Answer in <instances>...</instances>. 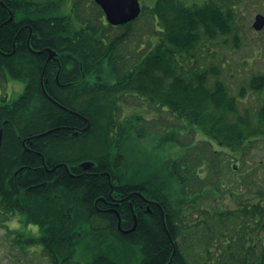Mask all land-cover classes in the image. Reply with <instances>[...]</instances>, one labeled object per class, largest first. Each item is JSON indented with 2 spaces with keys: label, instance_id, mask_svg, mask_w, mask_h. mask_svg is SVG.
Listing matches in <instances>:
<instances>
[{
  "label": "trees",
  "instance_id": "16d2710c",
  "mask_svg": "<svg viewBox=\"0 0 264 264\" xmlns=\"http://www.w3.org/2000/svg\"><path fill=\"white\" fill-rule=\"evenodd\" d=\"M60 1L0 0V88L8 80L24 84V91L19 97L0 104V130L3 131L0 159L6 155L7 158L3 157V163L10 164L9 153L25 154V151L16 149L17 145L20 146V139L29 138L33 142L36 153L32 164L34 168H39V171L35 170L33 184H39L40 187L33 190L34 195L30 198L27 216L33 218V221L38 222L46 231L48 227L54 226L52 232L64 234L72 232L75 212L72 209L68 211V205H63L64 208L56 206L58 204L55 202L61 199L58 198L61 193L53 189L57 182L53 183L49 190V206L44 205L41 194L45 190L41 185L45 177L42 173L44 164L48 168L56 164H65L77 169L79 163L93 162L98 174L108 173L110 184L108 178L102 174L95 178L96 181H92L91 177L73 180L64 176L60 182L73 196H77L75 193L81 194L82 204L86 205L93 195L92 191H94V199L96 196L97 199L108 200L111 187L113 198L117 195L126 198L136 192L135 195L127 198L135 210L138 208L137 203L140 202L136 194H143L162 204L164 217L159 219L158 223L150 221L145 231L137 224L128 239H114L115 245L120 249L128 246L131 254L134 253V248H138L140 254L142 253L140 264H209L212 253L210 248H205L203 261L193 260L190 256L191 250L181 244L189 235L193 226L189 219L195 213L208 215L206 220L198 219L199 223L195 224V227L206 225L213 220H218L219 227H222L223 221L230 219H238L240 223H235L237 227L235 235L239 234L238 237L235 236V239L225 237L219 242V246L209 245L218 252L225 244L226 250H224L227 253L226 255L220 253V257L216 258L217 264H264V252L255 255L246 239L254 223L250 214L246 213V209L242 212L223 210L222 213L212 216L201 209V190L208 181L206 177L209 174V178L212 176L210 169L207 176L202 177L204 158L198 155L197 161L190 162L184 154L174 159H163L159 155V151L166 144V138L169 142L180 145L174 140L177 129L176 131L171 129L170 131L175 133L169 136L160 137L161 141L156 148L149 150L150 152L143 157L138 152L144 134L148 132L144 126L138 128L139 121L143 119L138 112L129 115L121 112V105L128 102L127 98L136 97L170 113L183 124V130L186 132L191 130H187L185 125L191 128V123L195 124L196 130L233 153L238 151L243 153L247 145L254 140H264V102L254 115L250 116L246 113L245 116L239 117L238 98L230 95L227 85L219 79H214L208 86L209 76L219 75L220 71L217 67L183 66L185 59H189V63L192 64L193 53L204 42H215L234 34L236 16L234 10L232 8L222 10L213 1L205 2L200 6L187 7L179 0H158L152 8L142 7V15L149 11L154 17L159 26V35L148 52L130 65L125 62L126 57H120L117 51L130 36V27L133 23L121 27L124 33L120 36L111 37L109 31L115 28L106 24L102 17H98L97 23L94 24L92 20H84L79 16L78 23L82 27L76 29L70 16L55 13ZM96 7L103 15L100 8ZM10 16H12L11 21H9ZM29 27L32 29L30 37ZM28 43L31 49H41L46 46L56 50L57 56L79 58L85 67V74H90L96 63L97 89L88 87L89 91H84L85 86L82 84L88 83L80 80L76 82L74 88L82 93L73 97L52 93L51 91L57 88L53 74L58 70H52L53 63H49L45 69L43 81L47 80L44 89L46 94L60 106L73 109L75 115L66 113L43 94L40 78L44 66L41 59L44 56L32 55L27 49ZM14 44L15 53H12ZM5 53L8 55L5 56ZM59 72L58 82L66 83L69 76L63 75L62 70ZM250 89L262 91L264 80L253 79ZM243 95L241 92L240 96ZM66 122H75V125L81 128L88 122L90 128L87 132L71 136L58 129ZM45 133L47 134L38 137ZM10 137L19 138V142L12 143L11 149L8 148ZM228 162V158L222 159L218 155L215 163L219 164L220 171L226 173L231 171ZM63 169L62 165L57 168V170ZM214 181L209 182L214 190L211 193L213 201L214 198L216 199L215 193H218L220 198L223 189L228 190L226 184ZM243 184L249 187L250 180H244ZM259 184L262 185L263 182L259 181ZM263 187L259 186L258 189L259 212L264 210ZM234 191L231 192L233 197ZM191 193H197L193 202L190 199ZM55 195L57 197H54ZM5 210L8 213L15 209ZM118 212L122 218L123 228L127 227V223L132 224L129 222L131 213L125 201L118 208ZM80 214L83 219L99 216L92 208L87 209L84 206L80 209ZM68 215L71 220H68ZM137 217L139 219L138 215ZM60 218L66 221L65 225L41 224L48 220L53 223ZM110 218L115 226V216L110 215ZM86 223L82 221L83 234L97 232V230L90 231L91 228L88 227L95 226L96 222ZM262 224L264 219L261 214L257 226ZM225 227H228L227 223L223 224V236L226 232ZM114 232L116 233L115 229ZM207 233L210 235L212 231L209 230ZM83 238V236L80 240L41 238L34 244L42 245L43 256L49 258L51 264H67L73 259L81 242L85 240ZM209 240L212 241L211 236ZM91 243L82 248L90 251L94 244L92 241ZM247 243L249 245L246 246ZM99 263L121 264L104 260Z\"/></svg>",
  "mask_w": 264,
  "mask_h": 264
},
{
  "label": "rangeland",
  "instance_id": "374dc122",
  "mask_svg": "<svg viewBox=\"0 0 264 264\" xmlns=\"http://www.w3.org/2000/svg\"><path fill=\"white\" fill-rule=\"evenodd\" d=\"M157 1L158 0H139L140 5L148 9L152 8ZM179 1L183 2L187 7L194 5L200 6L205 2L213 1L216 3V5H219L220 2V4L223 6L221 7L222 10H225V8H234L236 13L233 26L234 34L228 36L227 38H220L215 42H204L202 45H200V48H197V50L193 53L194 57L191 59L192 64L189 63V59H185L183 66L186 68L191 65L217 67L220 71L219 75L214 76L217 78H214L210 75L208 86L211 85V82L214 79L221 80L227 85L230 95L238 98V116L243 117L246 113L250 116L254 115L264 102V89L262 91H254L250 89L253 79L259 78L264 80V35H255L252 33L251 24L255 16V12L251 10L253 9L251 6L252 4L249 0ZM55 13L60 15H69L72 13L75 15V20H78L77 17L80 16L84 18V20H92L94 24L97 23L96 19L98 17H102L104 20L103 15H101V13L98 11L93 0H61ZM130 31V36L120 45L117 54L120 57L128 58V61L132 63L137 58H140L142 55L146 54L152 44L156 43L157 37L159 35V26L150 12L146 11L144 15L140 16L136 22L132 24ZM123 33V29H113L109 31V35L111 37L120 36ZM11 88H13V91H11ZM2 89V93H4L7 89V86L3 85ZM22 92L23 86L21 84H17L16 86L14 83H9L7 93L8 100L16 99L22 94ZM241 92H243V96H240ZM127 100L128 102L124 104L126 106L122 108L124 110L123 114L129 115V113L138 112L140 117H142L144 120H141V122L139 121L140 126H138V128L145 126L149 130L147 135L142 139L138 148V152L140 150L145 151L146 153L150 152L149 150L156 148L158 143L161 141L160 137L166 136L165 133L168 130L169 132L167 133V136L175 133L174 131L177 129V134L174 137V140L179 142L180 145H175L169 142L167 139L165 141L166 144L159 151L161 158L174 159L179 155L184 154V157L189 159L190 162L197 161V158L199 157L198 155H200V157H204L206 161L210 160L209 168L212 171V176L209 178V174V176L206 177V180H208V182H215L214 180H217L220 181L221 184H226L228 187V190L223 189L218 201L221 211L235 210L238 202L242 201L241 199H248L250 195V188H243L244 190H247V193H244L243 197L238 196L234 198L231 195V192L236 189L234 185V177L226 175L225 181V171H220L218 166L219 164L215 163L218 155H213L212 152L206 153L205 150L207 149V146L201 142L200 137L195 138L192 132H186V130L184 131L183 124L167 111H163L160 108L147 104L136 97H129ZM185 127L187 130H191L190 127H187L186 125ZM171 129L174 131H170ZM246 148L247 149L243 153H240V155L239 151L236 153L231 151L233 156L237 158L240 156L238 172L243 174L245 170L250 169L252 166L257 164L256 168L262 170L261 172L258 171L257 177L261 178L260 182H263V187L264 140H254L250 145H247ZM229 150L230 149L228 148L224 150L221 149L220 151L222 152H220V155H222V159L228 158L229 165H232L235 162L233 157L226 155ZM245 179H249V175H247V178ZM228 182H231V184ZM242 185L247 187L246 184ZM210 202V206L215 204L212 200ZM203 208V205H201L202 210ZM198 212L202 213V211ZM207 216L208 215L206 214H192L189 221L191 220V225L193 224V226H191L189 235L186 236L185 240L181 244L186 249L191 250L190 256L193 258V260L199 259L203 261L205 259V248H210L212 253L210 254L211 261L209 264H217L216 258L220 257V253L221 255H226L227 253V251H225V244L220 248V251L218 250V252L214 247H209V245L213 244L212 246H219V242L223 241L225 237H227V239L230 237L235 239V236L238 237L239 234L235 235V231L237 230L235 223H240L238 219H230L226 222L223 221L221 224L222 227H219L220 223L218 220H213L208 222L206 225L201 224L198 227L194 226L195 224L199 223L197 222L198 219L206 220ZM224 223L228 224V227H225V236H223ZM226 228H228V230ZM209 230L212 231L210 235L207 233ZM210 236L212 237V241L209 240ZM8 244H10V241L7 237V231L3 228H0V264H45L39 250V254L36 255L33 253L27 260L23 261V263L18 261V255L10 250ZM247 245L249 244L247 243L246 246ZM107 248H110L114 254L116 252V256L120 262L140 264L142 253L140 254L141 251H139L138 248H134V253L131 254L130 251L123 248L120 249L118 246H116L114 240L107 242ZM232 249V252L234 253V246ZM29 250L31 249L29 248ZM75 258L82 263H86L90 261L91 255L90 252H85L82 248H80L76 251ZM114 261L118 263L116 258Z\"/></svg>",
  "mask_w": 264,
  "mask_h": 264
},
{
  "label": "flooded vegetation",
  "instance_id": "af4514ba",
  "mask_svg": "<svg viewBox=\"0 0 264 264\" xmlns=\"http://www.w3.org/2000/svg\"><path fill=\"white\" fill-rule=\"evenodd\" d=\"M249 1L252 4L251 6L253 8L251 10L255 12L254 20H255V17L258 15L264 16V5H262V4H264L263 3L264 0H249ZM218 6L223 7L220 4V2H219ZM233 10H234V8H233ZM234 12H235V10H234ZM72 13L69 15H64V16H70V19L74 23L73 26L76 29H80L82 26L78 23V20H75V17H74L75 15ZM254 20L251 24L252 33L255 35H258V34L264 35V27L259 31H256L253 29ZM28 36L29 37L32 36L31 27L28 28ZM15 46L16 45L14 44L12 53H15ZM27 49L32 55L44 56L41 60L45 65V63L47 62V59H48V53L45 50L51 49V48L45 46L41 49H34V48L31 49V47L28 43ZM51 50H53V49H51ZM53 51L55 52V56H53L50 59L48 64L53 63L54 65L52 66V70L56 69L58 71L55 74H53L54 81H55L57 88L55 87V89L51 91L52 93L56 92V93H59L60 95L70 96V97L77 96V95L80 96L82 92L81 91L78 92V90H76L74 88V86L76 85V82L80 81V80H83L84 82L86 81L88 83V84H82L85 86V88H83L84 91H89L88 87H90V88H96L97 87L98 83H95V80H96L97 75H98L96 72V69H97L96 63H94V66L92 67L90 74H85L84 73L85 67L83 66L82 60H80L79 58H70V57L65 58L63 56L60 57V56L56 55L57 54L56 50H53ZM39 52H41V53L37 54ZM6 55H8V54L5 53V56ZM128 60H129L128 58H125V62H127L131 65L132 63H130ZM47 65H46V67H47ZM43 69H44V66H43ZM60 70L63 71V75L69 76L68 81L66 83H59L58 82ZM9 83H14V85H16V86H17V84H21L23 86V90H24V84L23 83L18 82V81L8 80L5 84V86H7V89L4 93H2V90L4 88L3 89L0 88V104L3 102L12 101V100H8V94L7 93H8ZM46 84H47V80L43 81V79H42V88L41 89L44 90ZM40 85H41V82H40ZM71 87H73V88H71ZM43 90H42V92H43ZM11 91H13V88H11ZM125 106L126 105H124V104L121 105V110H122L121 112L122 113L124 111L122 108H124ZM66 109L67 110H63V111H65L68 114L75 115L76 112L73 109H70V108H66ZM75 124H76L75 122L74 123H67L66 122V123H63L60 126V128H58V129L64 134H69L71 136H77V135L81 134L82 132H85L82 130L88 125L86 122V124H84V127L81 128V127H77ZM196 127L197 126L195 124L191 123V132L195 138L200 137L201 142L203 144H205V146H207V149L205 150L206 153L212 152L215 155H220V152H222L220 150L226 149L224 146L210 140L209 137L200 133L198 130L195 129ZM89 128H90V125L88 127V130H89ZM168 131L165 133V135H167ZM146 135H147V133L144 134V136H146ZM20 140H21L20 146L17 145L16 149L21 150L22 152L25 151V154L17 155L15 153L14 154L9 153L10 161H11L10 164H4L3 163V157L7 158L6 155H3L2 158L0 159V228H3L7 231V237L10 241V244H8V246H9L10 250L13 251V253L18 255L17 256L18 261L23 263V261L27 260L33 253L37 255V254H39V251H40V254L43 257V262L45 264H51V260L49 258L43 256L42 245L34 244V242H36L37 240H39L41 238H43V239H47V238L74 239V238H77L80 240V239H82V236H83L84 237L83 239H85V240H83L81 242V244L76 249V251L82 247H87V245L92 244L91 243V241H92L94 244H93L92 249L90 251L82 248L85 252H87V251H88V253L90 252V255H91L90 261H88L86 263H82V262L76 260V258H75L76 251H75V253L73 255V259L67 264H89V263L100 264L99 261H101V260H104V261L109 262V263H113V262H116V261H114L115 258L117 259L118 262H120L116 256V253L114 254L110 250V248H107V242H111L114 239H116V240L117 239H119V240L128 239L129 236L132 234V232L135 230L137 224H139L141 229L145 231L146 225L150 224V221H153L154 223H158V220L164 217V211L162 209V204L158 200L147 198L143 194H136V195H138L140 202L137 203L138 208L135 210L133 208V205L127 200V198L131 197V196H127L126 198L125 197L122 198L121 196L117 195V197L113 198L111 195V193L113 192L112 187H111L110 193L108 195L109 199L107 198L108 200H104L103 198L97 199L96 196L94 199V191H92L93 195L90 196V198L88 199V202L86 203V205H84L81 202V194L75 193V194H77V196H73L71 192H68V191H66V189L63 188V186L60 184L63 177L68 176V178L73 179V180H79L82 177H91L92 181H96L95 178L98 175L102 174L108 178V182L110 184V177H109L108 173L98 174V172L95 171L94 166H92L88 170H83L82 168H80L81 163L78 164L79 168H77V169H74V166H67L65 164H56L52 168H48L44 164V170L42 171V173L44 174L45 177H44V181L41 182V185H43L45 188V190L41 193L42 197L44 198V205L46 207L49 206V200H50L49 190L51 189L53 183L57 182V185H55L53 189H56V192L61 193V195L58 198L61 197L62 200L59 199L58 201H56L55 203L58 204L56 206H58V207L62 206L64 208L65 206H63V205H68V208H69L68 211L70 209H72L75 212V216L73 218L74 229L72 232H70L68 234L55 233V232L51 231L54 228V226H53V228L48 227L47 231H46L45 228H42L38 222L33 221V218H31V217L29 218L27 216V214H28L27 209H28V206L30 204V198H32L34 195L33 190L38 189L40 187L39 184H33L34 183L35 170L39 171V168L33 167V164H34L33 157H34V154L36 153L33 149V142L30 141L29 138H24V139H20ZM166 140H167V138H166ZM8 141L10 142V144H8V148L11 149L12 143L13 142H15V143L19 142V138L10 137L8 139ZM1 149H2V145H1ZM139 152L141 153V155L143 157H145V154H146L145 151L140 150ZM223 154H224V152H223ZM226 155L229 157H233V160L235 161L234 164L229 165L231 171H227L225 173L227 176L234 177V183H235L234 185L236 187V189L234 191V198L238 197V196L243 197L244 193H247L246 192L247 190L246 189L244 190L243 188H250V195H249L248 199H241L242 201L238 202V204L235 208V211L242 212L244 209H246L247 210L246 213L250 214V218L252 219V221L254 223L250 227L251 232L247 236L246 239H247V241H250L249 244L252 247L253 253L258 256V255L262 254V252H264V224H262L261 226H257V221L259 219V215L262 214V218L264 219V210L259 212V210L257 209L258 198H259L258 197V191H259L258 189H259V186L262 187V185L259 184V181L261 180V178L257 177V175H258V171L261 172L262 170L257 169L256 168L257 164H255L250 169L245 170L243 172V174H241L240 172H238V163H239L240 156L238 158L233 156L231 154L230 150L228 151V153ZM239 155H240V153H239ZM220 156H222V155H220ZM61 165L63 166L64 169L63 170H57V168ZM203 165H204V170H202V177L204 178L207 176V173L210 171V168H209V162L206 161L205 159H204ZM144 172H146V171H144ZM51 174H52V176H51ZM247 175H249V180H250V186L249 187H245V185H242L243 181L244 180L246 181L245 178H247ZM60 177H61V179H60ZM75 184H77V183H75ZM191 184H192V182H191ZM210 184L211 183H209L207 181L206 185L204 187H202L201 198H202V205L204 207L203 210L212 216L213 214L216 215V214L222 213L223 210L221 211V208L219 207L220 204H218V201L220 199L218 193H215L216 199L214 198V201L212 200L211 193L214 190L210 186ZM144 189H145V187H144ZM134 193H136V192H134ZM196 194H194V193L190 194V199L192 200L191 202H193ZM54 197H57V196L55 195ZM211 200L215 204H212L210 206ZM124 201H125V205L129 209V212L131 213V221H129V222H132V224L127 223V225H126L127 227H125V228L122 227V218L120 217V214L118 212V208L121 206V204L124 203ZM83 206L86 207L87 209L92 208L93 211L99 216L98 217H92V218L85 217L83 219V217L80 216L81 215L80 209ZM9 208H14L15 210L7 213L5 209H9ZM46 212H48V210H46ZM110 215L115 216V218H116L115 226H113V220H112V218H110ZM137 215L139 216V219H138ZM16 217L20 218L18 221L21 224L20 230H13V229H10L8 227V223L13 218H16ZM118 217L120 219V228H118ZM62 220H63V218H60L56 222H53V223L48 220L45 222H41V224L47 225V224L51 223L52 225H55V224L65 225L66 221H64V220L62 221ZM68 220H71L69 215H68ZM83 220L87 222L86 224H88V222H90V223L96 222L95 226L91 225L88 227L91 228L90 231L91 230H97V232L96 233L83 234L82 230H81V225H82ZM29 224L38 225L40 234L39 235H33L31 233V231L28 229ZM130 224H131V226H129ZM133 227H134L133 231H131L129 233H124V232L130 231ZM114 229H115L116 233L114 232ZM119 236H122V237H119ZM125 247L126 248H123V247L122 248L129 251V247L128 246H125ZM29 248L31 250H29ZM120 263L121 264H129L128 262L127 263L126 262L125 263L120 262Z\"/></svg>",
  "mask_w": 264,
  "mask_h": 264
},
{
  "label": "water",
  "instance_id": "95a60500",
  "mask_svg": "<svg viewBox=\"0 0 264 264\" xmlns=\"http://www.w3.org/2000/svg\"><path fill=\"white\" fill-rule=\"evenodd\" d=\"M94 3L100 7L103 14L105 15L106 21L109 25L117 27V26H123L128 23H131L135 21L141 14V5L139 0H94ZM12 20V17H10L9 21ZM264 27V16L258 15L255 17L254 23H253V29L256 31L261 30ZM48 53V59L47 62L44 65L43 72L41 74V79L43 78L44 71L46 69V65L50 61V59L55 56V52L51 49L45 50ZM41 52L37 53L40 54ZM42 85V81H41ZM45 94V92H44ZM49 98V97H48ZM52 100L51 98H49ZM53 101V100H52ZM54 102V101H53ZM57 104V103H56ZM61 107V106H60ZM63 110H67L63 107H61ZM88 126L83 130L86 131ZM42 134L43 135H46ZM2 142V130H0V147ZM93 166V163L91 162H83L80 164V168L83 170H88ZM132 196V195H131ZM135 227V226H134ZM134 227L127 232L129 233L134 230ZM118 228H120V219L118 217Z\"/></svg>",
  "mask_w": 264,
  "mask_h": 264
},
{
  "label": "clouds",
  "instance_id": "9594fccd",
  "mask_svg": "<svg viewBox=\"0 0 264 264\" xmlns=\"http://www.w3.org/2000/svg\"><path fill=\"white\" fill-rule=\"evenodd\" d=\"M19 217H16V218H13L9 223H8V227L10 229H13V230H20L21 228V224L18 222L19 221ZM28 229L31 231V233L33 235H39V226L38 225H32V224H29L28 225Z\"/></svg>",
  "mask_w": 264,
  "mask_h": 264
}]
</instances>
